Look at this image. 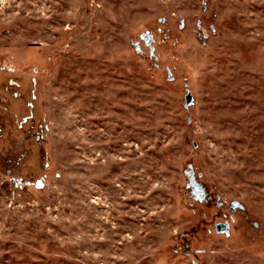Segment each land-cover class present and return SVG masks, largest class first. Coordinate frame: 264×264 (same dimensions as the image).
I'll return each mask as SVG.
<instances>
[{"label":"rangeland","instance_id":"374dc122","mask_svg":"<svg viewBox=\"0 0 264 264\" xmlns=\"http://www.w3.org/2000/svg\"><path fill=\"white\" fill-rule=\"evenodd\" d=\"M0 264H264V0H0Z\"/></svg>","mask_w":264,"mask_h":264},{"label":"water","instance_id":"95a60500","mask_svg":"<svg viewBox=\"0 0 264 264\" xmlns=\"http://www.w3.org/2000/svg\"><path fill=\"white\" fill-rule=\"evenodd\" d=\"M191 102V94L187 93L186 97H185V103L189 104Z\"/></svg>","mask_w":264,"mask_h":264}]
</instances>
